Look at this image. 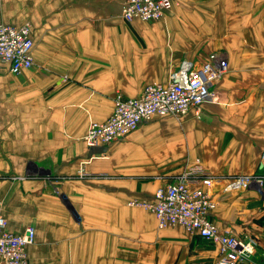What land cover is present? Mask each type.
Returning <instances> with one entry per match:
<instances>
[{
  "label": "crops",
  "instance_id": "0c3cea01",
  "mask_svg": "<svg viewBox=\"0 0 264 264\" xmlns=\"http://www.w3.org/2000/svg\"><path fill=\"white\" fill-rule=\"evenodd\" d=\"M125 1L0 0V23H29L34 43L32 69L14 75L0 61L7 229H35L30 264L212 263L214 244L159 229L153 213L129 205L200 163L216 177L214 221L255 237L254 262L264 264L263 189L223 190L228 177L264 175V0H180L156 22L123 20ZM218 54L229 69L199 116L156 117L118 143L86 144L118 94L138 97L167 85L184 59Z\"/></svg>",
  "mask_w": 264,
  "mask_h": 264
},
{
  "label": "built area",
  "instance_id": "2783aa9c",
  "mask_svg": "<svg viewBox=\"0 0 264 264\" xmlns=\"http://www.w3.org/2000/svg\"><path fill=\"white\" fill-rule=\"evenodd\" d=\"M179 2L126 0L122 7V19L126 22H156ZM33 46L29 23L19 26L0 23V61L9 66L12 74L19 75L32 69ZM227 70L228 59L223 54L207 62L184 59L172 71L167 85L149 84L140 96L134 98L118 94L109 118L91 121L84 137L86 144L95 147L118 143L142 122L156 117L180 120L192 110L199 116L200 106L214 99L212 89ZM215 180V175L195 165L159 188L153 200H135L131 204L138 203L154 212L160 228L182 227L189 234L214 244L218 253L211 264H256L257 239L249 235L239 237L229 229L221 230L213 219L217 206L213 191ZM254 186L264 191V175L253 173L228 177L224 180L223 190L227 193L246 191ZM35 239L36 231L31 226L19 234L9 231L0 212V264H30L27 247L33 245Z\"/></svg>",
  "mask_w": 264,
  "mask_h": 264
},
{
  "label": "rangeland",
  "instance_id": "374dc122",
  "mask_svg": "<svg viewBox=\"0 0 264 264\" xmlns=\"http://www.w3.org/2000/svg\"><path fill=\"white\" fill-rule=\"evenodd\" d=\"M179 5V4H178ZM124 20V19H123ZM210 61V60H209ZM196 62V61H195ZM204 62H207V61H204ZM228 69H229V66H228ZM227 72H228V70H227ZM226 72V73H227ZM221 81V80H220ZM219 81V82H220ZM216 92H214V99L212 100V101H214L215 100V98H216ZM177 120H179V119H177ZM263 154H264V152H263ZM196 165H200V166H202V167H204L203 165H201L200 163H197ZM193 166H195V165H193ZM192 167V166H191ZM188 168H190V167H188ZM205 168V167H204ZM246 173H244V174H238V175H245ZM142 200H144V199H142ZM208 248V247H207ZM197 261V260H196ZM211 258L210 259H207V258H201V260L200 261H197L196 262V264H211ZM191 264V263H190Z\"/></svg>",
  "mask_w": 264,
  "mask_h": 264
},
{
  "label": "bare ground",
  "instance_id": "6f19581e",
  "mask_svg": "<svg viewBox=\"0 0 264 264\" xmlns=\"http://www.w3.org/2000/svg\"><path fill=\"white\" fill-rule=\"evenodd\" d=\"M211 100H213V99H211ZM163 187V186H162ZM159 188H161V187H159ZM158 188V189H159ZM157 189V190H158ZM157 190L155 191V193H154V196H153V198H152V200L155 198V194H156V192H157ZM135 200H142V199H133V200H130L129 201V205L130 206H133V207H139V208H142V209H144V210H147V211H149V212H151V213H153L154 214V216L156 217V219H157V223H158V227H159V222H158V218H157V216L155 215V213L154 212H152V211H150V210H148V209H146V208H144V207H142L140 204H138V203H135L134 205H132L131 203L133 202V201H135ZM166 228H168V227H166ZM159 229H164V228H160L159 227ZM185 230V229H184ZM186 231V230H185Z\"/></svg>",
  "mask_w": 264,
  "mask_h": 264
},
{
  "label": "trees",
  "instance_id": "16d2710c",
  "mask_svg": "<svg viewBox=\"0 0 264 264\" xmlns=\"http://www.w3.org/2000/svg\"><path fill=\"white\" fill-rule=\"evenodd\" d=\"M214 215V214H213ZM214 219V218H213ZM216 223V222H215ZM239 237H242L243 236V234H241V233H238L237 234Z\"/></svg>",
  "mask_w": 264,
  "mask_h": 264
}]
</instances>
